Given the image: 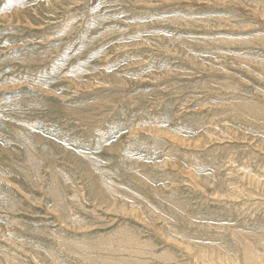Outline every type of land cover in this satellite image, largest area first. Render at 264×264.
<instances>
[{"label": "rangeland", "instance_id": "374dc122", "mask_svg": "<svg viewBox=\"0 0 264 264\" xmlns=\"http://www.w3.org/2000/svg\"><path fill=\"white\" fill-rule=\"evenodd\" d=\"M49 1L0 0V264H264V0Z\"/></svg>", "mask_w": 264, "mask_h": 264}, {"label": "bare ground", "instance_id": "6f19581e", "mask_svg": "<svg viewBox=\"0 0 264 264\" xmlns=\"http://www.w3.org/2000/svg\"><path fill=\"white\" fill-rule=\"evenodd\" d=\"M51 1V0H50ZM49 1V3H51ZM75 2V1H74ZM223 2V1H222ZM236 2V1H235ZM242 3V2H241ZM61 4H63V3H61ZM45 5H47V4H45ZM159 5V4H158ZM244 5V4H243ZM245 6V5H244ZM55 7V6H54ZM250 8V7H249ZM16 9V8H15ZM22 9V8H21ZM39 9V8H38ZM20 10V9H19ZM52 10V9H51ZM15 12V11H14ZM17 12V11H16ZM19 12V11H18ZM20 12L22 13V11L20 10ZM10 14V13H9ZM12 14V13H11ZM19 14V13H18ZM15 15H17V13L15 14ZM24 14H22V16H23ZM28 16V15H27ZM1 17V16H0ZM7 17V16H6ZM17 17H19V16H16V19H17ZM26 18V17H25ZM28 18V17H27ZM172 19V18H171ZM178 19V18H177ZM186 19V18H185ZM189 19V18H188ZM204 19H206V18H204ZM24 20V19H23ZM203 20V19H202ZM219 20V19H218ZM15 21V20H14ZM25 21V20H24ZM28 21V20H27ZM16 22V21H15ZM217 28V27H216ZM231 28V27H230ZM87 33V32H86ZM229 38V37H228ZM216 40H217V38H215ZM214 39V40H215ZM257 39H260V40H264V36H260V37H258ZM222 41H224V40H222ZM228 41V40H227ZM224 42H226V41H224ZM110 45V44H109ZM119 45V47H121L120 46V44H118ZM261 46V45H260ZM208 49V48H207ZM46 71V70H45ZM113 76V75H112ZM115 76V75H114ZM114 79H116V77L114 78ZM74 83V82H73ZM76 85V84H75ZM84 85V84H83ZM41 87V86H40ZM90 88V87H89ZM86 89V88H85ZM241 103V102H240ZM154 128H156V127H154ZM157 129V128H156ZM156 129H155V131H156ZM158 130V129H157ZM161 131V130H160ZM158 133H159V131H157ZM163 133V132H162ZM167 135V133L165 132L164 133V135ZM165 135V136H166ZM171 136V135H170ZM181 139V138H180ZM193 143V142H192ZM183 144H184V142H183ZM113 149V148H112ZM193 182V181H192ZM260 186V185H259ZM243 196V195H242ZM123 213V212H122ZM175 242V241H174ZM184 242V241H183ZM190 245V244H189ZM212 246V245H211ZM249 246V245H248ZM250 247V246H249ZM210 248V247H209ZM246 248V247H245ZM253 249V248H252ZM243 250V249H242ZM245 252V262H246V264H260V254H258V253H256V251H253V250H251L250 248H247L246 249V251H244ZM199 256L198 257H209V256H207V254H206V251H199ZM28 255V254H27ZM244 256V255H243ZM197 257V258H198ZM193 258V257H192ZM262 258H264V257H262ZM261 258V259H262ZM225 259V258H224ZM263 260V259H262ZM200 261V260H199ZM202 262V261H201ZM225 262V261H224ZM263 262V261H262Z\"/></svg>", "mask_w": 264, "mask_h": 264}]
</instances>
